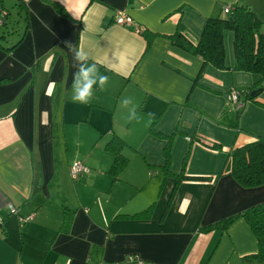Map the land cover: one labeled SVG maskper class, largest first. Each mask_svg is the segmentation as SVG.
Here are the masks:
<instances>
[{"label": "crops", "instance_id": "1", "mask_svg": "<svg viewBox=\"0 0 264 264\" xmlns=\"http://www.w3.org/2000/svg\"><path fill=\"white\" fill-rule=\"evenodd\" d=\"M24 1L30 20L25 39L11 52L0 48V264H264L244 219L227 230L201 229L264 202V185L240 184L228 172L227 154L264 135V90L241 112L227 98L231 88L252 86L258 75L209 64L193 86L202 58L168 38L182 32L197 44L206 20L239 0H55L69 17L46 0ZM242 1L263 20L264 32V0ZM118 11L135 29L115 21ZM138 25L155 34L149 46ZM234 39L225 31L231 68ZM69 43L88 59L74 60ZM81 66L95 67L87 103L73 99L87 84ZM99 75L108 78L102 87ZM227 116L237 127L220 121ZM154 120L161 133L185 135L173 140L174 173L185 167L187 174L215 180L177 184L154 176L167 145L151 134ZM73 135L89 150L65 154L62 147H70ZM117 135L130 147L123 150L129 164L114 180L115 156L106 146ZM214 142L222 150H213ZM74 161L91 173L73 180ZM133 162L140 166L127 178ZM9 204L20 214H11ZM152 204L145 219L116 218ZM63 206L75 211L67 232ZM21 215L30 219L21 221Z\"/></svg>", "mask_w": 264, "mask_h": 264}, {"label": "trees", "instance_id": "2", "mask_svg": "<svg viewBox=\"0 0 264 264\" xmlns=\"http://www.w3.org/2000/svg\"><path fill=\"white\" fill-rule=\"evenodd\" d=\"M50 2L58 12L64 16L69 17L68 11L59 1L46 0ZM232 12L228 15L223 14L209 17L206 20L202 35L199 42L194 43L187 35L182 32H177L173 35L168 36L171 43L179 46L187 51H190L202 58V66L198 76L194 80V85L199 84L200 79L203 77L206 67L211 64L218 69H232L235 71H246L258 75V80L252 86L237 89L239 92V100L242 103V107L236 108L241 112L244 106L249 101H256L264 90V32L262 31L263 20L259 15L242 0L237 1L232 5ZM17 18L10 20L11 12L6 7L5 0H0V28H3L0 32V48L11 52L13 51L26 37L27 30L30 26L29 20V9L27 3L24 0H19L17 4ZM132 20V19H131ZM21 22H24L23 25ZM134 23V22H133ZM131 28L135 27L130 23V20L123 22ZM139 27V25H138ZM140 27L137 29L141 32L147 40L148 46L151 40L155 36L154 33H150ZM146 30V31H145ZM227 30H231L235 34L234 48H235V66L229 67L226 64V48L224 42V33ZM233 89V88H231ZM229 90V92L231 91ZM253 91H257L255 95H252ZM191 107L198 109L195 105ZM223 124L229 122V118L223 117L221 120ZM156 120L153 121L150 132L162 139L167 140V145L164 149V174L166 177L175 178L177 184L184 180H197V181H213L215 180L209 175H190L187 174L184 169L180 174L174 173L172 170V148L173 140L176 133L164 134L158 131L156 126ZM233 127H237V124L230 123ZM194 136L190 138L192 141H196ZM199 140V138L197 139ZM127 141L120 137L115 136L107 144L106 148L112 152L115 156L113 165L111 166L109 173L113 176L114 180H118L119 176L125 170L129 164V158L124 155L123 150L127 145ZM209 143L207 146L210 147ZM211 148L213 150H222L223 146L218 143H212ZM229 157V173L243 186L251 188L264 185V135L258 136L255 141L244 144L242 146L231 147L228 151ZM226 171H223L222 176ZM17 208V207H16ZM64 211V222L61 227L63 231H69L72 218L74 215L73 210L66 206H63ZM20 214L19 208H17ZM72 211V212H71ZM153 211V204L148 208L133 213L124 214L120 213L116 215V218L124 219H145ZM26 218L24 216H20ZM244 219L251 227L254 235L258 242V253L257 257L264 261V202L248 207L237 213L224 217L223 219L203 226L201 229L204 231H211L214 229L227 230L230 225L237 219ZM3 232V227L0 233ZM144 264L145 261L140 260ZM137 264H139V262ZM116 263V262H113ZM118 264H124L117 262Z\"/></svg>", "mask_w": 264, "mask_h": 264}, {"label": "built area", "instance_id": "3", "mask_svg": "<svg viewBox=\"0 0 264 264\" xmlns=\"http://www.w3.org/2000/svg\"><path fill=\"white\" fill-rule=\"evenodd\" d=\"M232 4H226L223 8V14H230L232 12ZM129 20V18L127 17L126 13L124 11H118L115 15V21L120 22L123 24L124 21ZM0 22L2 23V21L0 20ZM227 98L230 102H232L236 108H240L242 107V103L239 100V92L236 89H231L230 92L227 93ZM189 140L191 139L190 137H188ZM92 171L91 167H89L87 164L83 163L82 161H74L73 164L70 167V174L71 177L73 178V180L78 181L80 180L82 177L90 174ZM9 208L11 213H18L17 208L13 205V204H9ZM21 221H26L29 220L30 217L27 218H23V217H19ZM3 225V220L0 218V231ZM100 264H118L113 263V262H102ZM139 264H144L143 262H139Z\"/></svg>", "mask_w": 264, "mask_h": 264}, {"label": "rangeland", "instance_id": "4", "mask_svg": "<svg viewBox=\"0 0 264 264\" xmlns=\"http://www.w3.org/2000/svg\"><path fill=\"white\" fill-rule=\"evenodd\" d=\"M17 4H18V0H16V2H14L13 0L12 1H8L7 3H6V7L7 8H9V10H10V12H11V16H10V20L12 21L13 19H15V18H17V16H18V14H17ZM2 29L3 28H0V32L2 31ZM137 121H138V118H137V120H136V123H137ZM134 127V126H133ZM134 131H135V133L137 134V136H139V133H140V130H138V129H134ZM128 132V130H126L125 131V133H127ZM152 134V133H151ZM178 134H180L182 137H184L185 135H183V134H181V133H177V134H175V140L176 139H178V137L179 136H177ZM153 135V134H152ZM155 136V135H154ZM155 137H157V136H155ZM159 138V137H158ZM132 140H137V138H134V137H132L131 138ZM162 139V138H161ZM163 140H165V139H163ZM191 141H192V139H190ZM79 138L78 137H76V135H73L70 139H69V144H70V147H62V149H63V152L65 153V154H68L69 152H71V154H73V155H75L76 153H78L79 151H81V150H89L88 148L89 147H87V148H85L86 146H80L78 143H79ZM130 147L128 146V144L125 146V148H124V150H127V149H129ZM134 148V147H133ZM61 150V149H60ZM224 150V149H223ZM128 151V150H127ZM132 152L134 153V154H137L138 155V151H137V149L136 148H134L133 150H132ZM223 152H225V150L223 151ZM131 153V152H130ZM228 154V153H227ZM141 156V155H140ZM161 158H164L163 159V161H164V164H165V157H164V153H163V156H162V154H161V156H160ZM189 157H190V154H189ZM172 158H173V155H172ZM162 161V162H163ZM162 163H159V164H157L156 166H154L153 168H152V172H154L155 173V175L154 176H162V174H164V164L163 165H161ZM173 165V164H172ZM140 166V163L138 164V163H135V162H133V164H131V166L129 167V170H128V174H127V178H131L136 172H137V170H138V167ZM150 172V171H149ZM156 172H157V174H156ZM164 176H165V174H164ZM69 181H70V183H71V180H70V178H69Z\"/></svg>", "mask_w": 264, "mask_h": 264}, {"label": "clouds", "instance_id": "5", "mask_svg": "<svg viewBox=\"0 0 264 264\" xmlns=\"http://www.w3.org/2000/svg\"><path fill=\"white\" fill-rule=\"evenodd\" d=\"M69 49L70 52H73V50L75 49L70 43L66 45ZM74 60L77 61H85L88 59V56L85 52L80 51L78 49H75L74 51V55H73ZM95 71V67H83L81 66L80 68V73H79V77L82 80L87 81L86 86H84L83 88L78 89V91L74 94L73 99L80 102V103H87L89 101V99L92 96V92L90 91V89L92 88V85L97 83L96 79H90V73H93ZM107 77L104 75H99V85L102 87L105 85V83L107 82Z\"/></svg>", "mask_w": 264, "mask_h": 264}, {"label": "water", "instance_id": "6", "mask_svg": "<svg viewBox=\"0 0 264 264\" xmlns=\"http://www.w3.org/2000/svg\"><path fill=\"white\" fill-rule=\"evenodd\" d=\"M256 93H257V91H253V92H252V95H255Z\"/></svg>", "mask_w": 264, "mask_h": 264}]
</instances>
